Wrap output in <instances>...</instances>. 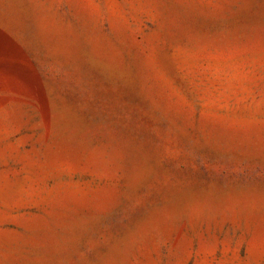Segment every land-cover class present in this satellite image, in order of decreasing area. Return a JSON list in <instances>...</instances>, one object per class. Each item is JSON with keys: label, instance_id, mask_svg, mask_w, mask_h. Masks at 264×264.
Listing matches in <instances>:
<instances>
[{"label": "rangeland", "instance_id": "rangeland-1", "mask_svg": "<svg viewBox=\"0 0 264 264\" xmlns=\"http://www.w3.org/2000/svg\"><path fill=\"white\" fill-rule=\"evenodd\" d=\"M0 264H264V0H0Z\"/></svg>", "mask_w": 264, "mask_h": 264}]
</instances>
